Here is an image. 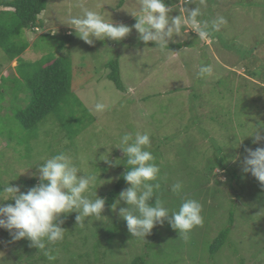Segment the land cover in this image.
I'll return each mask as SVG.
<instances>
[{
	"label": "rangeland",
	"instance_id": "obj_1",
	"mask_svg": "<svg viewBox=\"0 0 264 264\" xmlns=\"http://www.w3.org/2000/svg\"><path fill=\"white\" fill-rule=\"evenodd\" d=\"M166 1L172 16L183 15L184 7L200 6V0ZM79 5L103 12L114 23L130 27L131 32L119 42L106 38L95 40L93 45L85 43L67 25L71 16L82 14ZM138 10L139 0H47L38 15V30H26L28 46L19 55L25 59L19 70L29 71L27 65L35 61L59 60L69 70L71 90L81 102L74 109L75 116L88 122L83 111L87 109L92 119L74 142L70 141L73 145L52 116L38 124L26 146L17 147L0 135V181L21 190L20 180H39L38 165L64 148L81 169L78 176H97V196L103 198L101 193L113 187L124 168L110 167L100 156L112 148L109 159L113 163L122 160L123 152L114 146L126 132H146L150 139L158 134L155 138L162 140L159 149L164 153L159 162L170 165L180 155L186 159L182 151L188 148L191 164L198 160L199 169L193 175H201V182H193L192 176L191 180L185 178L180 169H186L187 162L177 161V166H169L154 182L160 184L156 196L170 212L177 211L183 199L198 200L203 205V225L194 228L185 240L165 220L145 240L134 238L119 216L120 208L128 207L120 201L115 210L105 205L103 220L89 223L86 218L83 227L76 221L78 213H71L73 221L60 225L65 229L64 239L47 246L50 255H54L50 250L56 251L54 260L31 246L27 238L13 241L9 231L0 228V264H70L67 260L72 256L76 264H130L144 254L147 264H264V187L242 170L246 149L264 148V139L254 143V136H246L255 127L264 135V0H205L202 19L222 15L227 25L208 41L199 40L194 31L181 26L180 36L169 41L181 42L180 47L164 52L155 48V42L139 39L133 27L137 19L132 15ZM114 59L124 90L106 77L110 70L105 64ZM2 61L0 48V79L8 75L12 80L19 75L16 59L10 64ZM202 64L210 65L213 71L199 79L196 74ZM10 79L5 85L9 96L1 102L0 114L7 112L10 99L16 107L28 101L26 83L16 78L10 87ZM97 103L105 105L103 112L95 110ZM67 122L76 123L72 117ZM174 136L176 140H170ZM214 144L220 147V154H216ZM220 156L239 173V194L230 175L220 167ZM207 164L212 166L209 172H205ZM176 182L183 185L179 193L171 190ZM128 187L124 183L120 192ZM154 203L155 197L149 201ZM232 206L234 219L228 241L222 252L210 258L207 246L226 224ZM97 239L104 246L94 254Z\"/></svg>",
	"mask_w": 264,
	"mask_h": 264
},
{
	"label": "clouds",
	"instance_id": "obj_2",
	"mask_svg": "<svg viewBox=\"0 0 264 264\" xmlns=\"http://www.w3.org/2000/svg\"><path fill=\"white\" fill-rule=\"evenodd\" d=\"M204 5L205 0H200V6L194 9L184 7L183 15L180 13L178 16H172V8L166 5L164 0H139V10L132 13L137 19L133 27L139 33L141 41L155 42V48L162 52L169 50V41L174 35L180 36L183 32L181 26H187V29L194 31L199 40L208 41L212 34L219 32L228 21L222 15L210 20L202 19ZM79 6L82 14L71 16L67 25L74 29L75 34L85 43L93 45L95 40L102 41L106 38L119 42L131 32L130 27L123 23H114L107 19L103 12ZM212 71L210 65L202 64L196 74L197 78L211 76ZM95 110L103 112L105 105L97 103ZM246 136H254V143L264 139L257 127ZM114 147L120 149L126 157L128 170L123 174V179L129 187L120 192L118 202L111 207L115 210L120 201L128 205L126 208H120L119 216L126 221L128 231L134 238L145 240L153 228L162 226L165 220L178 231L179 237L185 240L194 228L203 225V205L198 200L183 199L179 209L170 212L156 196L160 184L154 182L159 177L160 168L149 150L151 139L148 133L126 132L119 137ZM111 151L112 148L108 149L107 153L100 156V160L110 167L118 166L121 160L117 159L113 163L108 155ZM246 152L243 172L251 173L260 182L261 187H264V148H248ZM38 166L40 182L26 193L21 192L19 186H12L9 182L0 189V201H14V204L0 203V228L8 230L13 241L27 238L31 246L44 250L48 259L54 260L55 257L46 249L49 244L64 239L65 229L60 226L63 223L61 214L78 213L76 221L83 227L86 218L89 223L103 220L105 199L97 196V176L84 172L85 175L78 176V173L82 172L81 169L73 157L64 151L47 158ZM182 188L180 182L171 186L173 193L181 192ZM153 197L155 203L150 205L149 201Z\"/></svg>",
	"mask_w": 264,
	"mask_h": 264
},
{
	"label": "trees",
	"instance_id": "obj_3",
	"mask_svg": "<svg viewBox=\"0 0 264 264\" xmlns=\"http://www.w3.org/2000/svg\"><path fill=\"white\" fill-rule=\"evenodd\" d=\"M46 2L47 0H0V48L3 52V61L6 64H10L12 60L16 59V69H18L17 71L19 75L17 77H12V80L17 78L23 81V83L25 82L27 85L26 88H28L27 95L29 96L27 103H25L24 106L21 105V107L12 105V101L10 99L9 105L6 107L7 109L5 108L7 112L0 114V135H5L8 137V142H14L17 147L30 144V140L33 137L32 135L35 134L38 124L46 120L48 116L54 117L55 121L61 123L60 127H63L69 142H74L76 135L82 132V129L85 128L89 123V120L92 119L87 109L83 111L88 116V122L84 123L81 121L80 116H75L74 109L75 107L81 106V102L78 101L77 97L73 95L74 92L71 90L69 70L66 69L64 65H60L59 60L53 59L44 61V63H42L41 60L35 61L33 65H27L29 71L19 70L25 60L19 58V55H21V53L28 46V41L25 39L26 30H34L39 28L38 26L41 25V20H39L38 15L42 12V10L45 9ZM165 4H170V2L166 1ZM183 43L185 44V42ZM180 45L181 42L169 44L168 47L169 49H175L179 48ZM105 65L110 70L106 77L111 80L118 89L124 90V85L120 78L118 61L114 59L107 62ZM7 78L9 81L11 77L7 75L0 79V110L2 109L1 102L5 100V97L9 96L7 93H5ZM12 80L8 83L10 87L13 85ZM64 109H67L66 114L62 113ZM68 115L70 116L68 117ZM70 117H72V119L76 122L75 124L70 125V123L67 122L68 118ZM15 122L16 124L14 125ZM161 134L162 133H160V135ZM155 136H158V134ZM155 136L151 138V148L149 150L154 155L155 163L160 168L159 175L161 176L162 173L169 168V166L172 168V164L177 166L176 162H181V160H183L186 161L188 165H186V169H183L182 166L180 169L184 176H186L185 178L190 179L193 177V182H198V180L200 181L201 175H193V172L199 169V167L196 168V165L199 164L197 162L198 160L195 161L196 163L194 162L195 165H192L193 163L191 164L192 157L189 156L187 151L188 148L182 151L183 153L187 154L186 159L183 155H180V157H178L179 160L173 161V163L170 165L166 164V162L160 163V158H162L164 155V153L159 149V146L162 144V140L160 137L156 139ZM170 140H176V136ZM165 142L168 143L169 139ZM65 148H68L67 144ZM172 148H175V146ZM213 149L216 151V154H220V147L216 146V144H214ZM61 151L65 152L67 150L62 148ZM125 160L126 157L124 156V158L120 161L121 164L115 166L117 169L123 167L124 170L119 175L113 187L106 193H101V196L105 199L106 206H112V204L115 203V200L119 197L123 184L127 183L123 179V174L128 170ZM219 165L230 175V180L236 184L233 185V188L237 190L236 194H239L240 190L237 187V183L240 181V176L237 170L234 167L228 166L227 162L225 163V158L222 156L219 157ZM211 169V165H205V172H209ZM20 181L22 183V188L20 190L21 192L28 191L30 188L36 186L40 182L36 177L25 180L22 179ZM1 183L2 182L0 181V189H2L4 186ZM6 203L10 204L11 201H6ZM60 219L63 222L65 220H72L71 213L67 215L61 214ZM233 219L234 207L232 206L228 210L226 224L220 229L211 243H209L207 246L210 258H213L214 255L222 252L224 245L228 241V236H230ZM56 244L57 243H55V245ZM101 246H104V243L102 244L101 240L97 239L93 245V249L95 250L93 253L98 254V248ZM51 251L52 254H54L53 256H55L56 251L50 250V252ZM74 260L75 258L72 256L67 261L70 264H76ZM130 264H147L146 254L135 257Z\"/></svg>",
	"mask_w": 264,
	"mask_h": 264
}]
</instances>
